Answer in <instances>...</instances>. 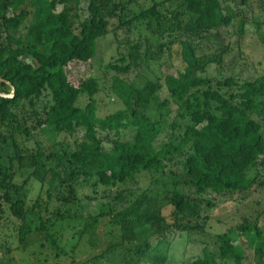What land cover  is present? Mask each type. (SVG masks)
<instances>
[{"label": "rangeland", "instance_id": "374dc122", "mask_svg": "<svg viewBox=\"0 0 264 264\" xmlns=\"http://www.w3.org/2000/svg\"><path fill=\"white\" fill-rule=\"evenodd\" d=\"M220 1L230 22L203 30L188 25L191 14L185 12L184 0H109L114 14L108 17L106 32L95 40L93 57L63 68L74 86L88 78L97 82L92 97L78 94L74 105L83 108L91 102L95 116L103 119L125 110L114 89L117 81L135 89L151 82L152 95L138 109L158 125L153 145L159 149L167 142L177 143L188 125L183 102L168 98L165 88V78L174 74L175 66L189 62L194 73L208 81L200 89L208 86L218 93H229L245 81L264 85V0ZM87 2L69 4L75 27L89 16ZM155 2L159 18L148 11ZM28 15L14 36L24 35L30 11ZM126 65L123 73L112 67ZM228 77L235 85L217 88ZM164 98L168 101L163 105ZM50 101L43 90L31 104L22 100L11 109L31 137L19 143L25 156L21 166L10 142L0 146V264H7L4 249L9 264H187L201 256L203 247L216 254L217 237L228 232L241 256L239 264H264V252L255 253L247 246L250 238L243 230L246 225L264 232V154L247 171L252 180L248 190L192 194L184 199L190 209L172 220L170 200L191 192L180 157L165 160L158 172L144 171L125 185L102 186L98 179L72 177L74 168L66 163V152L86 141L83 129L57 133L44 126ZM260 104L252 118L263 123L264 101ZM94 133L107 151L114 141H132L135 128L96 125ZM49 169L56 173L51 184ZM4 194L11 201H23V221L13 214ZM136 200L142 203L138 211L122 216Z\"/></svg>", "mask_w": 264, "mask_h": 264}, {"label": "trees", "instance_id": "16d2710c", "mask_svg": "<svg viewBox=\"0 0 264 264\" xmlns=\"http://www.w3.org/2000/svg\"><path fill=\"white\" fill-rule=\"evenodd\" d=\"M108 1L88 0L86 9L89 16L75 27L69 4L78 0H0V29L3 34L0 42V93H9L8 83L13 86L11 97L0 96V146L10 142L16 152L17 165H22L25 156L20 152L22 147L19 143L31 136L26 127L16 121L11 109L22 100L31 104L32 99L46 90L51 101L45 108L44 126L57 133H71L78 127L83 129L86 141L76 150L66 152V163L74 168L70 170L72 177L83 175L87 181L98 179L102 186L125 185L135 181L137 175L144 171L158 172L165 160L180 157L185 185L191 192L184 198L180 195L170 200L172 220L190 209L184 199L192 194L248 190L252 180L247 177V171L264 154V120L260 123L252 118L262 105L260 100L264 101V85L259 82L245 81L229 93H218L208 86L200 89L208 81L195 74L189 62L181 67L175 66L174 74L165 78V88L168 98L183 102L189 112L188 125L177 143L170 141L159 149L153 145L158 125L138 109L145 106L152 95L151 82L135 89L117 81L114 89L125 110L103 119L95 116L91 102L83 108L74 105L78 94L92 97L97 82L88 78L74 86L63 68L71 61L86 62L93 57L95 40L106 32L108 17L114 14L115 7L108 8ZM59 5H62L61 10L56 12ZM157 5L155 2L148 9L154 18L160 16L156 11ZM184 6L185 12L191 14L188 25H193L190 26L192 28L204 30L230 22L222 11L220 0H184ZM29 11L30 24L24 35L14 36L12 32L28 18ZM112 67L121 73L128 69L127 65ZM233 85V79L228 77L218 82L217 88ZM3 86L7 87L6 90L1 89ZM167 101L164 98L162 104H167ZM198 124L201 126L197 127ZM96 125L101 129H125L130 125L135 128L133 140L125 143L117 140L110 150H102L94 133ZM48 172V183L51 184L56 173L50 169ZM2 184L0 182V186ZM3 199L12 204L13 214L23 221V201L20 198L11 201L7 194ZM116 199H121L120 195ZM141 204L136 200L122 216L137 212ZM243 230L250 238L247 246L255 253H263L264 232L246 225ZM217 243L216 254L203 247L201 256L187 264H226L229 260L239 264L241 256L232 245V233L219 235ZM4 256L9 264L6 249Z\"/></svg>", "mask_w": 264, "mask_h": 264}, {"label": "water", "instance_id": "95a60500", "mask_svg": "<svg viewBox=\"0 0 264 264\" xmlns=\"http://www.w3.org/2000/svg\"><path fill=\"white\" fill-rule=\"evenodd\" d=\"M8 85L10 86L9 87V93L8 94H3V93H0V96H4V97H11L12 95H13V86L10 84V83H8Z\"/></svg>", "mask_w": 264, "mask_h": 264}]
</instances>
